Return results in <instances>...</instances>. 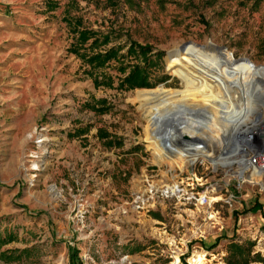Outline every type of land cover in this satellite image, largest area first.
<instances>
[{"label":"rangeland","instance_id":"rangeland-1","mask_svg":"<svg viewBox=\"0 0 264 264\" xmlns=\"http://www.w3.org/2000/svg\"><path fill=\"white\" fill-rule=\"evenodd\" d=\"M64 18L110 35L90 51L148 45L149 58L159 56L148 70L156 83L118 88L128 67H95L70 52ZM263 38L264 0H0V264H69L71 252L76 264H226L228 242L250 243L245 264H264L257 187L244 185L231 207L175 206L160 194L176 158L159 151L166 99L203 100L199 80L229 77L258 100L248 118L257 116ZM186 48L205 57L190 82ZM210 83L215 94L227 85ZM202 104L214 121L217 109ZM189 229L194 238L182 235Z\"/></svg>","mask_w":264,"mask_h":264},{"label":"built area","instance_id":"built-area-1","mask_svg":"<svg viewBox=\"0 0 264 264\" xmlns=\"http://www.w3.org/2000/svg\"><path fill=\"white\" fill-rule=\"evenodd\" d=\"M230 95L231 92L222 93L219 118L224 120L235 116L239 105L233 103L239 100L231 99ZM195 109L193 119L206 127L210 116L203 108ZM221 125L224 128H217L214 139L203 131L202 137L173 140L171 156L176 158L173 171L176 169L177 173L170 175V185H165L160 195L169 193L178 201L175 206L185 203L208 208L231 207L240 198L244 185L256 186L264 197V107L257 116L254 114L234 128L225 129L224 121ZM181 199L185 201L179 202ZM182 235L187 239L195 237L190 229Z\"/></svg>","mask_w":264,"mask_h":264},{"label":"trees","instance_id":"trees-1","mask_svg":"<svg viewBox=\"0 0 264 264\" xmlns=\"http://www.w3.org/2000/svg\"><path fill=\"white\" fill-rule=\"evenodd\" d=\"M116 1L117 0H105L108 5H113ZM46 7L52 9L54 4L47 1ZM64 21L69 26L70 31L74 36L73 42L69 48L70 52L84 59L87 63L92 64L95 67H102L110 60L116 61V68L119 72H123L124 69L128 67V71L118 80V88H148L152 87L156 83L150 80L148 70L150 67L155 66L159 56L158 54H155V57L150 59L148 55L150 52V47L148 45H140L136 42H129L124 53L119 52L120 48L118 46H108L102 50L97 49L95 51H90L99 45L107 43L110 39V35L108 33L100 34L97 30L82 27L80 21L76 18H64ZM85 43L87 44L85 45ZM260 49L264 53V38L260 40ZM86 50H89L88 54L86 53ZM128 57L130 59L131 57L134 58L135 62L131 64L125 63L124 60ZM204 58L205 57L202 54L191 48H186V50L182 52V63L189 61V63L186 65V69L189 72V82L199 74V71L204 66ZM182 69L185 70L184 68ZM161 78L162 77H157V80L161 81ZM102 82H104L106 85H111L110 78L100 81V83ZM154 91L156 90L148 93H152ZM163 92H165V90H159L153 93V95L163 94ZM250 245V243L237 245L235 243L228 242L226 246L228 251L226 264H238L240 261L245 264L249 259ZM75 259L76 253L71 252L68 258L69 264H76Z\"/></svg>","mask_w":264,"mask_h":264},{"label":"bare ground","instance_id":"bare-ground-1","mask_svg":"<svg viewBox=\"0 0 264 264\" xmlns=\"http://www.w3.org/2000/svg\"><path fill=\"white\" fill-rule=\"evenodd\" d=\"M224 65L225 61L221 60V66ZM243 77L245 78L246 82L249 83L247 77L244 75ZM213 78H222L223 81H226L227 85L224 88L223 92H234L236 93V95L240 96L241 101L233 102L236 105L239 104L235 116L227 117L224 120L222 118H219L218 114V116L216 115L214 121L212 119L208 120L206 127H204L199 122H196V119H193L192 111L196 106L198 107V104L208 102L212 107L211 109L213 110V112H211L210 114H217L219 112V108L221 106L220 104L223 103V98L220 97L222 94H215L214 92L210 91V80ZM213 78L202 79L197 83V88L203 100L182 97L166 99L164 112L159 125V136L163 138V140H161L163 143H165L166 141L167 146L165 147L168 148L166 150H162L163 145H159L161 160L166 157L169 158V155L172 154V151L174 152L172 143L174 139L183 135L197 137L198 129L200 130V132L204 131V133L208 132L209 134H212V139H214L216 138L217 128H224V126L221 125L222 121H224L225 129L234 128L235 125H240L247 121L249 119V115L259 108L258 100L255 97L252 98L247 93L242 94L241 90L237 87L236 84L232 83V80L229 77L218 74ZM214 109L215 111L217 109V113L214 112ZM207 114L209 115V113ZM164 125H166V127H164Z\"/></svg>","mask_w":264,"mask_h":264},{"label":"water","instance_id":"water-1","mask_svg":"<svg viewBox=\"0 0 264 264\" xmlns=\"http://www.w3.org/2000/svg\"><path fill=\"white\" fill-rule=\"evenodd\" d=\"M181 138H183V139H189V136L188 135H183V136H181Z\"/></svg>","mask_w":264,"mask_h":264}]
</instances>
